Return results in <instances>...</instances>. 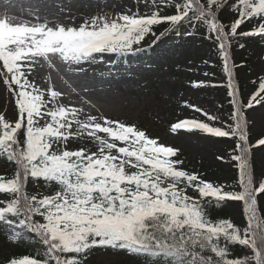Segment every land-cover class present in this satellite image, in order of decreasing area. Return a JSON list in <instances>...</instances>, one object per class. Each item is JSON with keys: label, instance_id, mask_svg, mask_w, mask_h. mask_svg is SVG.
Segmentation results:
<instances>
[{"label": "snow or ice", "instance_id": "snow-or-ice-1", "mask_svg": "<svg viewBox=\"0 0 264 264\" xmlns=\"http://www.w3.org/2000/svg\"><path fill=\"white\" fill-rule=\"evenodd\" d=\"M144 2L156 11L98 13L78 25L49 18L38 3L29 7L27 19L0 12V80L17 110L15 120L0 113V160L13 167L11 175L0 174V226L12 242L31 234L43 247L11 256L6 264H88L94 249L123 250L146 264H264V220L258 213L264 179L255 180L250 160L252 147L264 145V138L249 143L245 117L246 109L264 104V79L244 103L230 65L234 40L264 39V0H182L172 15L160 9L173 0ZM225 11L235 13L228 23L219 19ZM165 23L168 28L158 36L155 26ZM182 24L205 27L206 38L216 43L228 76L232 123L217 127L184 119L171 131L234 138L239 191L184 170L183 161L174 158L178 149L105 115L81 95L87 88L71 82L86 73L85 65L135 55L147 37H155V44L165 32L175 29L179 35ZM248 24L253 27L240 30ZM188 106L210 122L218 119ZM75 141L82 146L70 149ZM29 182L37 191L29 193ZM224 201L242 203L243 229L230 218H211ZM237 245L250 255L235 256Z\"/></svg>", "mask_w": 264, "mask_h": 264}, {"label": "rangeland", "instance_id": "rangeland-1", "mask_svg": "<svg viewBox=\"0 0 264 264\" xmlns=\"http://www.w3.org/2000/svg\"><path fill=\"white\" fill-rule=\"evenodd\" d=\"M159 2V0H158ZM39 4L49 18L59 19L65 24H80L84 19L98 13L137 12L141 14L156 11L146 6L144 0H0V12L5 10L20 18L27 19L29 7ZM151 0H149V5ZM63 9V11H61ZM161 7V15L167 14ZM235 13L221 12L219 19L228 23ZM253 24L242 26L247 31ZM168 28L165 23L155 26L159 36ZM179 35L174 29L151 48L150 55L134 61H116L115 55L105 56L103 61L85 65L86 73L71 82L77 89L87 88L81 95L95 103L105 115L135 124L145 130L151 138H157L165 146L178 149L177 157L183 161L182 168L199 174L204 180L224 186L228 191H239L238 169L231 159L236 146L234 138L214 137L194 131H171V126L184 119H197L213 126L225 127L232 123L228 76L218 59L219 51L212 39L206 38V29L197 30L187 24L179 26ZM239 31V30H238ZM191 32V35L185 33ZM155 37L145 39L142 47L153 44ZM243 44L241 48L239 45ZM230 65H233L232 80L238 87V98L249 99L264 79V39L260 37H239L231 44ZM47 74V70L41 76ZM55 76V73H53ZM204 82L201 87H193V82ZM255 82V83H254ZM58 87L64 85L57 79ZM73 99H78L73 97ZM214 115L216 121H208L202 112ZM0 113L9 120H15L17 110L15 100L0 80ZM248 140L251 145L264 138V104L245 111ZM84 144L95 151V146ZM82 146L80 141L71 142L70 149ZM250 156L256 181L264 179V145L254 146ZM222 157V159H221ZM13 169L0 161V174L11 175ZM31 192L37 191L34 185ZM41 191H46L41 188ZM2 198V196H0ZM242 229L245 227L243 205L239 201L222 203ZM258 213L264 220V194L258 196ZM88 264H143L121 251L96 250L90 254Z\"/></svg>", "mask_w": 264, "mask_h": 264}, {"label": "trees", "instance_id": "trees-1", "mask_svg": "<svg viewBox=\"0 0 264 264\" xmlns=\"http://www.w3.org/2000/svg\"><path fill=\"white\" fill-rule=\"evenodd\" d=\"M173 1L174 2L169 6L170 10H172V11L175 9V4L181 3L182 0H173ZM119 58L124 59L126 57H119ZM0 161L2 163L6 164L5 161H3V160H0ZM12 169H13V167H12ZM211 218L213 220H215L217 218H230V215H229L228 210L225 207H223L222 205H219V206H216L215 208H213L212 213H211ZM231 221L233 223H235L232 219H231ZM235 224L238 225L237 223H235ZM30 242L33 244L34 243L38 244V242L32 238L31 234H25L23 236V238L20 239L19 241H16V242L10 241L8 239L7 229L0 226V264H6L7 259L11 256H19L22 254H34L36 252L43 251V247H41V246L38 248H36V247L31 248L29 246ZM96 250H99V249H94L91 252V254L93 252H95ZM103 250L120 251V250H113V249H103ZM121 251H123V250H121ZM124 252H126V251H124ZM232 252L235 256H241L242 257V256H249L250 255V250L248 248L241 247L239 245L235 246L232 249ZM132 256L136 261H143L144 262L143 264H146L145 258L136 256L133 254H132Z\"/></svg>", "mask_w": 264, "mask_h": 264}]
</instances>
